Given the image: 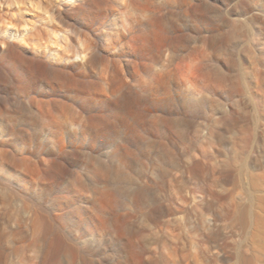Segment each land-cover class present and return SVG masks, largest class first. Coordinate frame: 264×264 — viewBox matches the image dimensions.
Wrapping results in <instances>:
<instances>
[{
    "label": "rangeland",
    "instance_id": "1",
    "mask_svg": "<svg viewBox=\"0 0 264 264\" xmlns=\"http://www.w3.org/2000/svg\"><path fill=\"white\" fill-rule=\"evenodd\" d=\"M0 264H264V0H0Z\"/></svg>",
    "mask_w": 264,
    "mask_h": 264
}]
</instances>
